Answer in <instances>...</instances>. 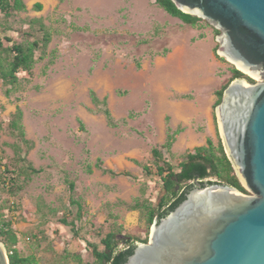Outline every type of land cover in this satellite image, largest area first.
Instances as JSON below:
<instances>
[{"label": "rangeland", "instance_id": "rangeland-1", "mask_svg": "<svg viewBox=\"0 0 264 264\" xmlns=\"http://www.w3.org/2000/svg\"><path fill=\"white\" fill-rule=\"evenodd\" d=\"M23 1L27 8L19 18H41L51 40L31 71L19 73L17 84L0 80V161L13 157L16 138L7 123L18 106L25 137L32 142L26 157L40 169L15 198L20 203L14 214L18 248L42 264H94L86 242L99 245L112 225L121 224L123 234L148 236L143 212L129 205L136 198L155 201L161 189L157 177L143 174L142 165L164 142L166 117L172 130L180 128L170 153L163 150L170 161L208 137L222 142L217 92L235 66L218 54L211 25L184 23L154 0ZM7 23L0 13V32ZM11 27L6 33L19 40L28 24L12 21ZM179 71L186 85L174 87ZM90 90L106 99L117 126L107 124ZM97 159L133 177L104 173L94 166ZM66 177L83 204L76 235L56 221L75 211ZM64 251L80 254L83 262L65 259Z\"/></svg>", "mask_w": 264, "mask_h": 264}, {"label": "water", "instance_id": "water-1", "mask_svg": "<svg viewBox=\"0 0 264 264\" xmlns=\"http://www.w3.org/2000/svg\"><path fill=\"white\" fill-rule=\"evenodd\" d=\"M171 1L218 31L222 58L261 77L232 79L216 105L224 151L245 191L195 182L124 264H264V0ZM0 264H9L1 240Z\"/></svg>", "mask_w": 264, "mask_h": 264}, {"label": "trees", "instance_id": "trees-1", "mask_svg": "<svg viewBox=\"0 0 264 264\" xmlns=\"http://www.w3.org/2000/svg\"><path fill=\"white\" fill-rule=\"evenodd\" d=\"M154 3L169 15L178 17L184 23L192 26L197 25L202 20L182 12L171 0H154ZM33 7L40 10L42 5L35 3ZM26 8L23 0H0V13L3 16V20L9 22L0 32V80L5 85L13 86L17 84L20 81V72H30L37 59H41L45 55V50L51 40V32L41 18H30L26 22L19 18V13L25 11ZM12 21L28 24L27 28L21 30V38L19 40L6 33L8 29L12 28ZM216 32L218 33L217 30ZM38 52L39 54L37 55ZM52 61L53 59L51 58L48 60L43 73H45L46 67ZM136 66H139L138 61H136ZM231 71L230 79L217 92L216 105L221 100L223 89L232 79L244 77L249 81H254V79L235 67H232ZM89 93L92 102L100 107L107 124L112 127L117 126L118 121L111 115L106 105V99L104 97L98 98L92 90ZM5 94H9L8 88H6ZM181 97H187V95L182 94ZM166 124L167 134L164 142L159 147L151 149L150 163L142 165L143 174L157 177L161 183V189L155 201L136 198L129 205L131 209H138L143 212L149 228L154 220L164 217L178 205L195 182L227 184L238 190L245 191L219 138L214 142L208 137L204 144L186 150L178 158L172 159V161L165 158L163 150L170 153L171 146L180 131V128L172 130L169 127L168 117H166ZM7 127L9 132L15 136L16 141L11 144L13 150L11 161L8 163L0 161V193L5 195V198L0 200V240L7 250L9 264H42L35 254H24L18 248L19 236L15 227L14 214L20 210V203L15 198L31 177L40 171L26 157L27 151L32 147V142L25 137L22 111L18 106L11 113ZM94 166L112 176L133 177L126 170H114L105 167L100 159L96 160ZM86 170L91 172V166L88 165ZM65 182L71 193L69 202L75 207V211L71 212L68 210L60 214L56 217V221L68 227L76 235L78 232L75 221L81 220L83 216V204L79 198H75L72 195L74 183L67 177ZM121 229V224L112 225L99 238L100 246L95 242H86L94 264H124L132 253L136 242H146L148 240V236L141 239L131 234H123ZM63 257L74 260L77 263L83 262L81 255L78 253L64 251Z\"/></svg>", "mask_w": 264, "mask_h": 264}, {"label": "crops", "instance_id": "crops-1", "mask_svg": "<svg viewBox=\"0 0 264 264\" xmlns=\"http://www.w3.org/2000/svg\"><path fill=\"white\" fill-rule=\"evenodd\" d=\"M177 76H178V80L177 82L173 85L174 87H183L186 85V81L185 79L183 78V76L181 75L180 71L179 73H177ZM62 225V224H61ZM64 226V225H63Z\"/></svg>", "mask_w": 264, "mask_h": 264}, {"label": "bare ground", "instance_id": "bare-ground-1", "mask_svg": "<svg viewBox=\"0 0 264 264\" xmlns=\"http://www.w3.org/2000/svg\"><path fill=\"white\" fill-rule=\"evenodd\" d=\"M245 72L249 73L248 71H245Z\"/></svg>", "mask_w": 264, "mask_h": 264}]
</instances>
